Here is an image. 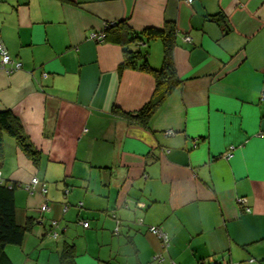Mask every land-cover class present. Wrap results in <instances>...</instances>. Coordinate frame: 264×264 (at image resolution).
<instances>
[{"label": "crops", "instance_id": "1", "mask_svg": "<svg viewBox=\"0 0 264 264\" xmlns=\"http://www.w3.org/2000/svg\"><path fill=\"white\" fill-rule=\"evenodd\" d=\"M118 21L177 31L180 84L146 126L113 108L140 110L153 77L118 66L128 50L159 69L161 44L90 39ZM0 41L21 64L0 68V111L40 153L2 135L0 179L21 186L15 220L31 223L5 247L13 264H59L63 245L73 264H264V0H0ZM34 177L45 195L22 188Z\"/></svg>", "mask_w": 264, "mask_h": 264}, {"label": "trees", "instance_id": "2", "mask_svg": "<svg viewBox=\"0 0 264 264\" xmlns=\"http://www.w3.org/2000/svg\"><path fill=\"white\" fill-rule=\"evenodd\" d=\"M101 35V41L107 39L124 46L128 44H136V46L141 47L143 45L147 46L148 43L154 39H158L160 41L162 58L161 66L159 69L154 70L149 67L146 59V54H141L140 51L130 52L128 50H124L123 61L118 66L119 71L126 68L137 67L142 72L148 73L153 77V97L140 110L134 113H126L121 112L116 107L113 108L114 113H118L120 116L128 119L135 124L146 126L153 115L156 113L160 105L164 102V100L180 84V80L177 77L173 61V50L176 45L177 35L175 25L173 22L169 21L165 22L160 29L146 28L140 33H134L128 29L124 21H118L106 24ZM140 60H142V63L137 66V62ZM3 134L10 137L14 141L16 147L29 160L37 165L40 159V153L36 148H34L30 140L26 136L19 118L10 111H0V165L4 156V147L2 141ZM29 183L22 188L26 190V186L29 185ZM38 184H40V192L45 195L46 186L43 182L39 183V181L32 189H28L26 191L33 192ZM43 184L45 192H42L41 190ZM18 188H21L19 184L2 182L0 179V264H13L5 252V247L19 246L22 242L24 233L28 231L31 226L30 221H27V224L25 226H20L16 223L14 194ZM45 202L48 203V201L46 200L43 202V204ZM54 228L55 226H52V224L50 223L49 233L55 232ZM57 236H61V233L57 234ZM156 256L160 257L162 260V257L160 255ZM156 256H154V260L161 261L155 259ZM73 257V247L63 245L60 251L59 264H73ZM208 261L206 264H216L213 260L211 261V263Z\"/></svg>", "mask_w": 264, "mask_h": 264}, {"label": "built area", "instance_id": "3", "mask_svg": "<svg viewBox=\"0 0 264 264\" xmlns=\"http://www.w3.org/2000/svg\"><path fill=\"white\" fill-rule=\"evenodd\" d=\"M188 2L190 3V0H188ZM90 39L95 41V42H100L102 40V35L101 33H95V34H91L90 35ZM184 40L189 41V37H184ZM0 68L6 73V74H10L14 71H18L21 69V64L19 62L14 61L10 55L7 53L6 49L4 48L3 44L0 42ZM260 101L262 103H264V91L261 92L260 94ZM166 136H171L173 135V131L169 130L165 132ZM233 147L229 148V152H227L226 156L229 157L231 156V152ZM38 183V180L36 178H32L30 180L29 185L26 186V190L28 189H32L36 184ZM42 192H45L44 189V184L41 187ZM238 203H243L245 202V199L243 198H239L237 199ZM41 210L43 213L49 212V205L47 202H45L42 206H41ZM52 226H56V222L52 221L51 222ZM82 226L83 227H87V223L86 222H82ZM147 230L156 235L157 238L160 240V246L161 249H166L168 247V237L167 235L159 228V227H155V226H149L147 228ZM52 237L55 238L57 237V233L52 232ZM155 259L161 260L160 257L156 256ZM212 260H209L208 262L211 263ZM254 260L253 259H249L248 260V264H253ZM170 264H174V262H171Z\"/></svg>", "mask_w": 264, "mask_h": 264}, {"label": "rangeland", "instance_id": "4", "mask_svg": "<svg viewBox=\"0 0 264 264\" xmlns=\"http://www.w3.org/2000/svg\"><path fill=\"white\" fill-rule=\"evenodd\" d=\"M97 34H98V33H97ZM153 41H154V42H157V43L160 42L158 39H154Z\"/></svg>", "mask_w": 264, "mask_h": 264}]
</instances>
